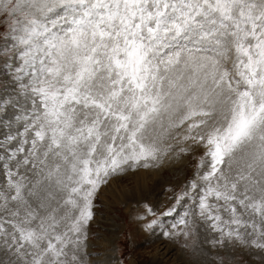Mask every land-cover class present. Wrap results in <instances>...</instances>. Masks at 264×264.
I'll use <instances>...</instances> for the list:
<instances>
[{"label":"snow or ice","instance_id":"obj_1","mask_svg":"<svg viewBox=\"0 0 264 264\" xmlns=\"http://www.w3.org/2000/svg\"><path fill=\"white\" fill-rule=\"evenodd\" d=\"M197 150L145 231L264 264V0H0V264H93L102 188Z\"/></svg>","mask_w":264,"mask_h":264},{"label":"rangeland","instance_id":"obj_2","mask_svg":"<svg viewBox=\"0 0 264 264\" xmlns=\"http://www.w3.org/2000/svg\"><path fill=\"white\" fill-rule=\"evenodd\" d=\"M202 155V150H197L189 157L129 173L104 186L95 201L90 227L93 264H218L216 251L203 243L201 233H194L188 240L168 238L160 229L145 231L143 221L138 219L145 206L157 213L171 207L196 172ZM173 222L168 218V224ZM227 259L232 260V256ZM235 260L262 264L260 255L247 253L236 254Z\"/></svg>","mask_w":264,"mask_h":264},{"label":"bare ground","instance_id":"obj_3","mask_svg":"<svg viewBox=\"0 0 264 264\" xmlns=\"http://www.w3.org/2000/svg\"><path fill=\"white\" fill-rule=\"evenodd\" d=\"M158 248L160 247V245L157 246ZM161 254V253H160ZM163 254V253H162Z\"/></svg>","mask_w":264,"mask_h":264}]
</instances>
